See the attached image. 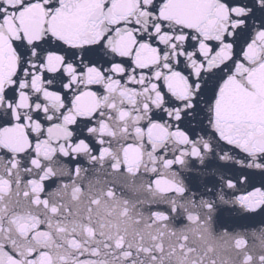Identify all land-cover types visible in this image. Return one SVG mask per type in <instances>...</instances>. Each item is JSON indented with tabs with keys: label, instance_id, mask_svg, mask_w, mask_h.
Segmentation results:
<instances>
[{
	"label": "snow or ice",
	"instance_id": "obj_1",
	"mask_svg": "<svg viewBox=\"0 0 264 264\" xmlns=\"http://www.w3.org/2000/svg\"><path fill=\"white\" fill-rule=\"evenodd\" d=\"M0 264H264V0H0Z\"/></svg>",
	"mask_w": 264,
	"mask_h": 264
}]
</instances>
